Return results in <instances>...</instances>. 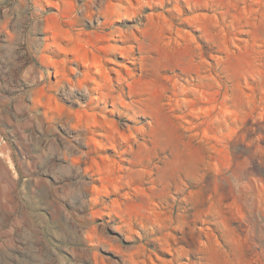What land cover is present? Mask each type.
Here are the masks:
<instances>
[{
	"label": "rangeland",
	"instance_id": "rangeland-1",
	"mask_svg": "<svg viewBox=\"0 0 264 264\" xmlns=\"http://www.w3.org/2000/svg\"><path fill=\"white\" fill-rule=\"evenodd\" d=\"M0 264H264V0H0Z\"/></svg>",
	"mask_w": 264,
	"mask_h": 264
}]
</instances>
